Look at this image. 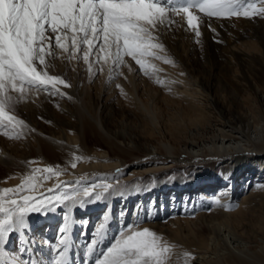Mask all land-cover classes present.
<instances>
[{
	"label": "rangeland",
	"instance_id": "rangeland-1",
	"mask_svg": "<svg viewBox=\"0 0 264 264\" xmlns=\"http://www.w3.org/2000/svg\"><path fill=\"white\" fill-rule=\"evenodd\" d=\"M243 2L246 1H242V4ZM249 4L261 8L264 7V0H247L243 5L247 7ZM172 19L175 21L173 24L160 26L155 34L165 49L159 55L172 60L175 66L150 59L149 62L155 64L158 70L146 76L135 61L126 57L131 70L128 66H122L121 74L114 73L110 79L106 65L102 71L99 70V65H94L93 73L90 74L82 59L72 62L56 59L53 61L55 67L49 69L50 74L63 77L71 87L59 86L63 96L34 91L16 106L14 114L25 122L26 127L22 129L23 136L18 140L9 139L2 134L3 130H0V155L3 152L17 153L26 166L11 167L0 163V190L17 188L24 177L37 168H58L62 174L45 180L43 177L47 176V173H36L37 190L23 194L37 197L59 196L66 190L103 184L102 181L109 173H116L117 179L122 180L129 177L139 164L161 169L157 168L150 174L139 173L129 181L112 186L99 201H89L83 206L68 201L56 205L54 210L46 213H30L26 217V223H32V231L39 237L49 239L55 246L46 254L42 252L43 247L35 244L36 238L29 235L31 240L26 238L21 241V234L17 229L0 243V264H8V252L14 253L12 258L16 264H37L42 262V258L47 259L46 263L41 264H52L56 256L53 248L58 245V237L62 233L60 224L65 221L71 222L69 233L73 229L74 235L73 240L69 239L68 264H94L96 257L110 246L120 230L128 225L149 228L174 245L170 264H189L191 259H186L183 254L186 252L193 256V251L200 247L202 241L210 244L212 251H216V255H211L210 264H229L228 257L221 260L227 254L224 241L226 237L217 239L210 228L213 222L222 226L220 229L225 233L223 235L229 236V242L235 236L243 243L250 240L251 237L244 235L241 228L214 210L215 194L218 188H221V171L235 157L215 153L197 155L181 150H184L187 140L204 143L209 139L213 140L215 136L219 139V134L212 131L215 128L214 123L217 125L216 123L230 121L234 126L242 128L250 121L255 125L262 123L264 107L255 92L248 88V78L254 76L256 63L264 64V15L251 18H209L201 14L199 37L187 26L183 16H172ZM157 80L163 83H158ZM185 90H194L197 93V107L195 102L191 105L196 110H203L207 119L204 124L206 128L197 130L196 125H189V121L181 117L180 106L190 108L178 96L179 92ZM144 106L150 108L153 114L147 112ZM95 119L101 122L102 131L98 128L99 131L93 133L91 129ZM61 132L73 140L72 143L80 150L78 156L82 157V160L71 161L72 159L63 158L59 161H48L38 155L36 150L39 134ZM83 134L88 150L102 154L100 160L107 165L118 163L119 160V168L108 171L91 170V167L100 161L90 154H84V149L79 144ZM111 143H116L115 146L118 147L112 146ZM166 144L175 148V154L166 152ZM251 157V153L246 155V158ZM73 162L77 164L75 168L71 167ZM80 166L88 169L79 172ZM71 173L75 177L74 181L66 180ZM180 178L185 181L205 179L203 181L211 185L207 187L209 198H196L193 192H189V197L185 198L184 195L191 190L189 187H193L192 184L183 187L181 191H184L178 193L173 188H166L162 193L153 189L146 201H143L141 210H136L141 195L132 199V205L125 207L123 196L130 192L133 185L137 184L138 188L147 184L154 187L160 179L175 182ZM58 185L60 187H57ZM69 185L71 187H68ZM172 192H176L177 198L180 199L178 211L174 213ZM241 197L239 194L233 202L227 203L231 209L227 214L239 215ZM109 201H113L116 206L114 222L89 261L85 256V246L94 238L95 229L102 223V216ZM101 203H105V208L90 215L92 224L89 218L87 225L77 223L86 216L87 209ZM123 212L127 214L124 218L121 217ZM137 214L140 216L137 217ZM64 235L62 233L63 237Z\"/></svg>",
	"mask_w": 264,
	"mask_h": 264
},
{
	"label": "snow or ice",
	"instance_id": "snow-or-ice-1",
	"mask_svg": "<svg viewBox=\"0 0 264 264\" xmlns=\"http://www.w3.org/2000/svg\"><path fill=\"white\" fill-rule=\"evenodd\" d=\"M201 14L209 18H251L264 15V7L257 8L253 4L244 7L241 0H0L2 134L9 139L22 138L26 125L14 112L28 94L43 91L63 96L59 86L71 87L63 77L50 74L49 69L55 67L54 60L82 59L90 74L94 65H99L101 71L106 65L111 79L114 73L121 74L122 66L131 70L127 57L149 76L158 70L150 59L175 66L172 60L159 55L165 49L155 34L158 28L173 24L172 16H183L187 26L199 37ZM82 159L78 155L74 157L75 161ZM76 166L75 162L71 164L72 168ZM36 173H47L43 177L47 180L61 175L62 171L52 167L32 169L17 188L0 190V243L10 233L24 227L30 213H46L68 201L83 206L89 201L101 200L112 188L110 182H105L66 190L59 196L23 194L37 190ZM98 188L101 191L97 192ZM8 193L13 195L8 196ZM69 231L67 224L61 229L65 235L53 248L56 256L52 264H68ZM106 233L107 225L100 223L94 238L85 246L89 261ZM174 247L149 228L128 225L96 257L94 264H170ZM183 255L186 259L195 258L186 252Z\"/></svg>",
	"mask_w": 264,
	"mask_h": 264
},
{
	"label": "bare ground",
	"instance_id": "bare-ground-1",
	"mask_svg": "<svg viewBox=\"0 0 264 264\" xmlns=\"http://www.w3.org/2000/svg\"><path fill=\"white\" fill-rule=\"evenodd\" d=\"M242 1L247 2V0H241V2ZM246 2H243V4ZM243 60L246 61L245 59ZM254 60L256 61V59ZM248 79H247L248 88L255 92L256 97L259 99L261 105L264 107V64L262 62L261 63L258 62L255 64L254 76ZM172 82L174 83V81H171V83ZM178 96H180L179 99L182 102L185 101V103L188 106H190V108H188L185 106H180L181 104L179 105L181 107L180 109L182 115L181 117L183 119H187L189 121V125H196L197 130L206 128L204 124L206 123L207 119L203 114V110L202 111L199 110L200 108L196 110L194 106L191 105L195 102L197 93L194 90L192 92H190L189 90H185L183 92H179ZM195 106H196V102H195ZM144 107L147 112L153 114L150 108H147L146 106ZM262 119H263L262 123L260 122L258 125H255V123H252L250 121L245 128L234 126L233 124H231L230 121L216 123L217 125H215L214 123L215 128L212 129V131L213 133L219 134L220 136L219 139L215 138L216 137L215 136L214 138L212 137L213 140L209 139L207 141H204V143H197L193 140H187L184 146V150H181L187 152L190 151L192 154H197V155H204V154L206 155L210 153H215L218 155H223L225 157L228 156L235 157L233 161L230 164L228 163L224 167L225 169L221 171V174L223 173L221 180L219 182L221 188H218L215 194L216 197L213 203L214 210L217 211V213L218 212L222 213L221 214L222 216L232 221L236 227L241 228L242 233L244 235L248 234L251 238H249L250 240L248 242L243 243L239 240L238 236L234 235L235 237L232 238L229 242V236L223 235L225 233H223V230L220 229L222 228L220 224L213 222L210 226L213 234L218 237L217 239L219 238L222 239L223 236L226 237V240L224 241H225V250L227 254L225 253L226 256H223L221 260H224L223 258L228 257L229 264H264V116ZM175 122L177 123V120H175ZM92 124H93L92 126L93 128L91 129V131L93 133L99 131L98 128H100L101 130L102 125L99 119H95V122H93ZM81 129H83V127ZM72 141L73 140L69 136L64 135L62 132L58 134L51 133L50 135H45L41 133L39 134V138L37 140L38 149L36 151L41 158L47 159L48 161H54V160L59 161V159H63V158L69 160L72 159L71 161H74V156L79 155L80 150L76 148L77 146L74 145ZM85 142H86L85 136L83 134L79 144H81L82 148L84 149V154H88V155L90 154L91 156L94 157V159L97 158L100 161L97 163V165L92 166L91 170L100 169V170L108 171L111 169L119 168V160L118 163L111 165L110 164L107 165V163H102L100 160L101 159L100 156H102V154L99 155L96 152L88 150ZM115 144L116 143H111L112 146H115ZM164 149L168 154H175L176 151L175 148L169 144H166L164 146ZM124 152L125 151L123 150V153ZM249 153L253 154V157L246 158V155ZM21 159L22 157L21 156L19 157V154L17 153L9 154L7 152H3L0 155V163H3L11 167L12 166L25 167L26 165L24 164V162L21 161ZM86 168L88 169V167L80 166L78 171L84 172ZM157 168H158L157 166H151V165L142 166L139 164L136 167V169L135 168L134 170L132 169L133 171L130 173L129 177L127 178L118 180L116 177L117 176L116 173H109L102 182L103 183L110 182L112 186H114L116 184H120L121 182L129 181L139 173L150 174L152 173L153 170ZM74 179L75 177L73 176V173H71L66 180L74 181ZM211 179H209V181H212ZM203 180L205 179L195 178L192 181H185L184 178H180L175 182H166V180L160 179V181H158V183L155 185L157 187L155 186L152 187L149 184H147L141 188H138V185L135 184L133 185V188L130 190L129 193L124 194L123 202H126L125 207H127L133 204L132 203L133 198L137 197L138 195H141L140 196L141 198H139L140 201L136 206V210L138 208L139 210H141L143 206V201L144 200L146 201L147 197H149L150 195V191H152L153 189L156 192L160 191V193H162V191L166 190V188H173L178 193L179 191L180 192L184 191V190L181 191L183 187H188L191 186L192 184L193 187H189L191 188V190L187 191L188 193L184 195L185 198L189 197V192H193V194L195 193L196 195L195 194L194 195L196 198L198 197L209 198L210 193L207 192L208 191L207 187L209 188L211 185H209L210 183H205V181ZM96 191L99 192L101 191V189L98 188L96 189ZM176 192H172L171 194L172 196L171 200L173 202L172 206L175 207L174 209H172L173 210L172 213L177 212L178 211L177 206H179L180 199L177 198ZM239 194H241L242 196L240 201L241 206H240L239 215L227 214L228 210L225 209L230 207L229 206L230 204L228 205L227 203L228 202L231 203V201L233 202L234 201L233 199L236 198L237 195ZM163 197H165L164 194ZM216 200H219L220 203L219 204L215 203ZM113 201H109L107 209L102 216L103 220H101L102 223H105L107 225V233L110 231L109 228L111 224L114 222L113 215L114 212L116 211V206L115 203H113ZM103 205H105V203H101L87 209L85 211L86 216L79 219V222L77 223L82 225H87L88 220H90V223L92 224V219L90 215L97 214L98 211L104 209L105 206ZM157 206L158 205L156 204V207ZM125 216H127V214L126 212H123L121 217L124 218ZM139 216L140 215L137 214V217ZM65 222H61L60 232L61 229L66 224L69 225L70 228L72 227L71 222L70 223H65ZM74 230L76 229L74 228ZM26 231H28L27 232L28 234H26ZM72 231L67 235L69 239L73 240L74 235ZM31 232L33 233L30 234ZM19 233L21 234L20 235L21 241H24L26 238L28 240H31V237L34 239L36 238L37 240L36 239L34 240L35 244L37 246L38 245L41 246V248L43 247L44 249L42 252L46 254L49 253V250L52 248V246L53 247L55 246L54 244L52 245V242H49V239L39 237L38 234H36V232L32 231L31 222H28L25 224L24 227L19 228ZM58 238L59 239L63 238L62 233ZM212 254L216 255V251L214 249L212 251L210 244H208L205 241H202L200 243V247L197 248L195 251H193V257L195 258L191 259V262H189V264H210L211 263L210 260H212L211 258ZM12 256H15L14 253L8 252V254L6 255L8 262L13 261ZM46 259L47 258H42L41 263H46ZM41 263L37 262V264H41Z\"/></svg>",
	"mask_w": 264,
	"mask_h": 264
}]
</instances>
